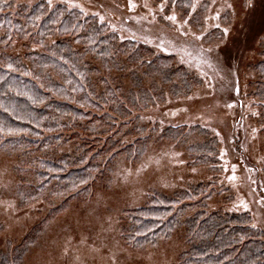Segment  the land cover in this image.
<instances>
[{
	"label": "rangeland",
	"instance_id": "374dc122",
	"mask_svg": "<svg viewBox=\"0 0 264 264\" xmlns=\"http://www.w3.org/2000/svg\"><path fill=\"white\" fill-rule=\"evenodd\" d=\"M22 1H44L94 18L119 42L171 57L197 84L188 93L179 82L175 92L174 80L152 85L141 62L111 70L137 102L158 96L153 104L140 102L129 118L115 120L121 132L136 125L125 139L139 138L146 147L136 163L118 158L108 183L95 181L90 197L73 198L59 211L60 199L22 204L23 173L15 156L0 152V260L18 254L16 264H181L182 227L166 241L143 247L127 244L120 229L127 213L151 194L199 185L205 190L196 200L204 197L207 213L246 214L264 241V99L257 95L252 67L264 36V0H189L187 6L178 0ZM23 52L16 42L9 51ZM80 141L63 144L59 152L73 151Z\"/></svg>",
	"mask_w": 264,
	"mask_h": 264
},
{
	"label": "trees",
	"instance_id": "16d2710c",
	"mask_svg": "<svg viewBox=\"0 0 264 264\" xmlns=\"http://www.w3.org/2000/svg\"><path fill=\"white\" fill-rule=\"evenodd\" d=\"M185 1L178 4L187 6ZM14 42L23 53H9ZM134 47L77 10L49 8L44 1L28 6L22 0H0V152L15 156L23 173L18 186L22 204L60 199L59 211L73 198L90 197L95 181L108 183L118 158L139 160L146 145L139 138L125 139L139 128L133 124L121 132L123 125L115 128V120L129 118L140 102L150 105L158 96L137 102L111 70L141 62L152 85L158 79L165 84L174 80L175 92L179 82L188 93L197 84L171 57ZM252 64L257 95L264 99V36ZM72 140L81 143L60 153ZM204 190L199 185L151 194L146 204L127 213L120 229L123 240L132 247L155 245L182 227L186 250L181 264H264L262 232L249 226L246 214L207 213L204 197L196 200ZM17 256L1 258L0 264H16Z\"/></svg>",
	"mask_w": 264,
	"mask_h": 264
},
{
	"label": "snow or ice",
	"instance_id": "6c2138e0",
	"mask_svg": "<svg viewBox=\"0 0 264 264\" xmlns=\"http://www.w3.org/2000/svg\"><path fill=\"white\" fill-rule=\"evenodd\" d=\"M169 19L175 21L176 17L175 16H171V17H169Z\"/></svg>",
	"mask_w": 264,
	"mask_h": 264
}]
</instances>
